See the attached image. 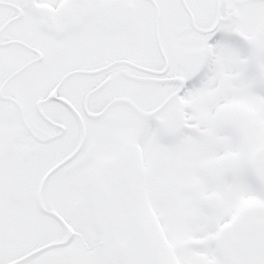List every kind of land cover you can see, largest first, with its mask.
Segmentation results:
<instances>
[{
	"label": "snow or ice",
	"instance_id": "obj_1",
	"mask_svg": "<svg viewBox=\"0 0 264 264\" xmlns=\"http://www.w3.org/2000/svg\"><path fill=\"white\" fill-rule=\"evenodd\" d=\"M0 264H264V0H0Z\"/></svg>",
	"mask_w": 264,
	"mask_h": 264
}]
</instances>
